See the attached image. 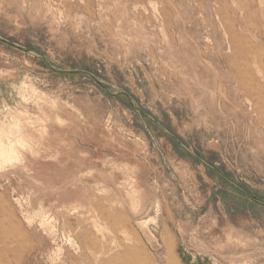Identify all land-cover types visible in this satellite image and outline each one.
<instances>
[{
    "label": "rangeland",
    "instance_id": "obj_1",
    "mask_svg": "<svg viewBox=\"0 0 264 264\" xmlns=\"http://www.w3.org/2000/svg\"><path fill=\"white\" fill-rule=\"evenodd\" d=\"M16 122L0 264H86L94 223L143 264H264V0H0Z\"/></svg>",
    "mask_w": 264,
    "mask_h": 264
},
{
    "label": "bare ground",
    "instance_id": "obj_2",
    "mask_svg": "<svg viewBox=\"0 0 264 264\" xmlns=\"http://www.w3.org/2000/svg\"><path fill=\"white\" fill-rule=\"evenodd\" d=\"M24 147H26V140L21 135L20 125L17 122L12 124L8 132L0 131V169L19 160V148ZM6 242V239L0 237V244L6 245ZM67 245L75 253H78L75 260L85 261L86 264L147 263L141 253H134L133 249L118 237L109 236L104 230H101L99 223L93 224L92 231L72 230ZM126 255L130 257L126 259ZM7 262L10 263V261Z\"/></svg>",
    "mask_w": 264,
    "mask_h": 264
}]
</instances>
